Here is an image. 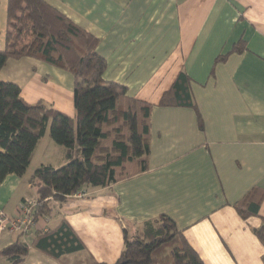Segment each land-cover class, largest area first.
<instances>
[{
	"label": "crops",
	"instance_id": "crops-1",
	"mask_svg": "<svg viewBox=\"0 0 264 264\" xmlns=\"http://www.w3.org/2000/svg\"><path fill=\"white\" fill-rule=\"evenodd\" d=\"M46 1L98 38L106 81L153 105L149 167L107 187L86 185L64 202L50 201L51 211L36 218L25 239L32 243L37 230L63 220L85 247L64 256L69 264H114L125 230L132 237L166 215L205 264H264V245L254 232L264 199L259 214L247 219L235 207L254 187L264 189V0ZM4 27L0 20V31ZM181 72L190 78L193 105H161ZM0 79L18 84L28 103L44 102L77 118L69 70L23 56L8 59ZM66 162L65 147L46 132L25 174L0 183V208L15 216L21 201L37 197L31 183L36 168ZM18 237L1 231L0 250ZM0 264L9 261L0 257ZM23 264L62 261L31 245Z\"/></svg>",
	"mask_w": 264,
	"mask_h": 264
},
{
	"label": "trees",
	"instance_id": "trees-1",
	"mask_svg": "<svg viewBox=\"0 0 264 264\" xmlns=\"http://www.w3.org/2000/svg\"><path fill=\"white\" fill-rule=\"evenodd\" d=\"M5 39L0 71L8 59L29 56L69 70L75 77L76 119L44 102L28 103L18 84L0 79V183L10 174H25L47 131L66 149V164L58 168L42 164L31 178L37 188L35 221L51 211L49 197L64 202L86 185L107 187L148 169L153 105L130 97L126 86L104 79L107 60L97 52V37L46 0H7ZM189 79L181 72L160 104L193 105ZM263 199L264 189L254 187L235 207L247 219L259 214ZM37 231L32 243L25 239L31 230L16 233L18 239L1 249L0 257L9 264H23L34 245L69 264L64 256L85 248L66 221ZM254 232L264 245V217ZM124 233L125 246L114 264H162L167 258L172 264H205L169 216L147 221L136 236Z\"/></svg>",
	"mask_w": 264,
	"mask_h": 264
},
{
	"label": "built area",
	"instance_id": "built-area-1",
	"mask_svg": "<svg viewBox=\"0 0 264 264\" xmlns=\"http://www.w3.org/2000/svg\"><path fill=\"white\" fill-rule=\"evenodd\" d=\"M48 199L53 200L52 197ZM37 205V197L24 199L19 204L18 214L16 216H10L4 209L0 208V232L9 231L12 234H28L35 225Z\"/></svg>",
	"mask_w": 264,
	"mask_h": 264
},
{
	"label": "rangeland",
	"instance_id": "rangeland-1",
	"mask_svg": "<svg viewBox=\"0 0 264 264\" xmlns=\"http://www.w3.org/2000/svg\"><path fill=\"white\" fill-rule=\"evenodd\" d=\"M0 20L2 21V25H5L7 27V0H0ZM6 27H4L2 29V31H0V33L3 32L4 29L7 31ZM6 31L3 32V35L6 34L5 33ZM28 36L29 35H26V39H30ZM0 45H1L0 47L5 46L4 44L2 45V43H0ZM47 132H49V131H47ZM34 163H36V161H34ZM17 214H18V212H17ZM139 229H141V228H139ZM139 229L136 228L135 230H133V234H131V235L136 236V234L139 233ZM162 264H172V261L167 258V259H165V261H163Z\"/></svg>",
	"mask_w": 264,
	"mask_h": 264
}]
</instances>
